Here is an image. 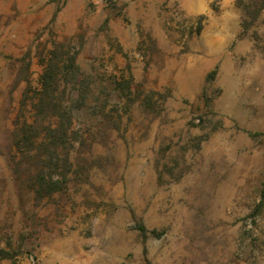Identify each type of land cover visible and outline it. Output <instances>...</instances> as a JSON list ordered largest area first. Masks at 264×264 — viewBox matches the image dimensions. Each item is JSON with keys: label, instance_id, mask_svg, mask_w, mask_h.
Listing matches in <instances>:
<instances>
[{"label": "rangeland", "instance_id": "rangeland-1", "mask_svg": "<svg viewBox=\"0 0 264 264\" xmlns=\"http://www.w3.org/2000/svg\"><path fill=\"white\" fill-rule=\"evenodd\" d=\"M55 47L97 88L38 198ZM263 188L264 0H0V264H264Z\"/></svg>", "mask_w": 264, "mask_h": 264}, {"label": "trees", "instance_id": "trees-1", "mask_svg": "<svg viewBox=\"0 0 264 264\" xmlns=\"http://www.w3.org/2000/svg\"><path fill=\"white\" fill-rule=\"evenodd\" d=\"M69 52L65 56L59 57L58 47L50 51L44 62V71L39 78L40 86L37 89L29 87V90L34 91L31 103L33 120L31 122L24 121L13 136V141L23 156L38 157L42 164L39 171H43V173L39 174L37 178L40 185L36 190L38 198L50 195L60 188L57 185L59 181L53 179L52 175L47 179V174L44 171L59 170L60 146L64 151L63 171L69 168L67 143L74 133L72 126L74 118L81 108L90 106L92 96L97 88L93 76L83 72L76 61L75 53ZM96 102L98 100L95 98ZM53 116H56L54 120L56 125H53ZM46 121L48 122L45 123ZM39 126H42L44 134ZM38 139L40 140L37 145ZM35 148L38 150L34 151ZM41 150L45 154L44 157H41L39 153ZM263 205L264 188L262 189V199L257 207L261 209ZM139 228L143 232L146 230L143 224L139 225ZM0 254L11 256L2 248ZM13 264L16 263L13 262Z\"/></svg>", "mask_w": 264, "mask_h": 264}]
</instances>
